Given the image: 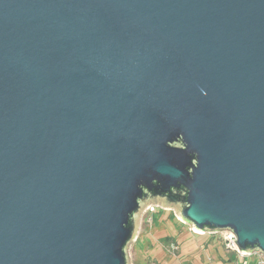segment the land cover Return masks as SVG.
I'll return each mask as SVG.
<instances>
[{
	"label": "water",
	"instance_id": "obj_1",
	"mask_svg": "<svg viewBox=\"0 0 264 264\" xmlns=\"http://www.w3.org/2000/svg\"><path fill=\"white\" fill-rule=\"evenodd\" d=\"M149 205L264 257V0H0V264H129Z\"/></svg>",
	"mask_w": 264,
	"mask_h": 264
},
{
	"label": "rangeland",
	"instance_id": "obj_2",
	"mask_svg": "<svg viewBox=\"0 0 264 264\" xmlns=\"http://www.w3.org/2000/svg\"><path fill=\"white\" fill-rule=\"evenodd\" d=\"M230 253L221 232L194 233L180 221L175 207L160 206L140 216L136 239L128 248L129 264H225L220 257ZM256 261V256L247 258L248 264Z\"/></svg>",
	"mask_w": 264,
	"mask_h": 264
},
{
	"label": "built area",
	"instance_id": "obj_3",
	"mask_svg": "<svg viewBox=\"0 0 264 264\" xmlns=\"http://www.w3.org/2000/svg\"><path fill=\"white\" fill-rule=\"evenodd\" d=\"M156 208V206L154 205H149L145 211L143 213H149V212H153L154 209ZM223 234V238H224V244L225 246L230 250V251H235L237 253L238 256H243L244 258H248L249 256H256V262H254L255 264H264V257L259 254V253H253L251 255H243L242 253L239 252V250L237 249L234 241L231 239V237H233V234L229 231H223L221 232ZM231 236V237H230ZM171 248H175L174 244H171ZM246 260V259H245ZM238 264V263H236Z\"/></svg>",
	"mask_w": 264,
	"mask_h": 264
},
{
	"label": "trees",
	"instance_id": "obj_4",
	"mask_svg": "<svg viewBox=\"0 0 264 264\" xmlns=\"http://www.w3.org/2000/svg\"><path fill=\"white\" fill-rule=\"evenodd\" d=\"M215 235V234H214ZM225 245V244H224ZM220 259L225 263V264H230V263H234V264H236V263H238V264H248L247 263V259L245 260V258L242 260V261H240L239 260V256L237 255V253L235 252V251H231V253H230V255H228V257L227 258H223V257H220Z\"/></svg>",
	"mask_w": 264,
	"mask_h": 264
},
{
	"label": "crops",
	"instance_id": "obj_5",
	"mask_svg": "<svg viewBox=\"0 0 264 264\" xmlns=\"http://www.w3.org/2000/svg\"><path fill=\"white\" fill-rule=\"evenodd\" d=\"M250 257H252V256H249L248 258H250ZM245 259H247V258H245ZM230 264H232V263H230ZM234 264V263H233Z\"/></svg>",
	"mask_w": 264,
	"mask_h": 264
}]
</instances>
